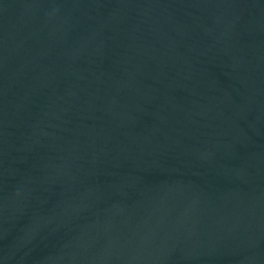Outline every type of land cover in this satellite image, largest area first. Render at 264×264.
I'll return each instance as SVG.
<instances>
[{
  "label": "water",
  "instance_id": "obj_1",
  "mask_svg": "<svg viewBox=\"0 0 264 264\" xmlns=\"http://www.w3.org/2000/svg\"><path fill=\"white\" fill-rule=\"evenodd\" d=\"M0 264H264V0H0Z\"/></svg>",
  "mask_w": 264,
  "mask_h": 264
}]
</instances>
